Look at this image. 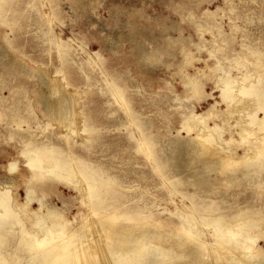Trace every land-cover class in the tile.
I'll return each mask as SVG.
<instances>
[{"label": "rangeland", "instance_id": "374dc122", "mask_svg": "<svg viewBox=\"0 0 264 264\" xmlns=\"http://www.w3.org/2000/svg\"><path fill=\"white\" fill-rule=\"evenodd\" d=\"M0 3L4 7H0V188L9 191L13 204L26 202L25 184H18L20 171L27 176L32 171L24 168L25 157L18 152L28 148L29 139L34 141L30 148L36 142L60 147L65 159L70 155L79 162L74 163L76 168L99 169L106 179L119 181L126 195L139 196V205L150 204L155 217L164 223L178 221L171 212L176 213V204L191 203V199L181 194L169 196L163 179L184 195H195L194 201L221 205L229 215L249 209L240 219H253L254 230L244 233L256 236L254 251L264 252V169L247 176H243L246 168L241 163L229 171L219 164L205 169V157L193 159L184 153L193 144L192 136L216 124L220 125L216 138L236 159H249L246 150L255 148L256 137L264 135L249 124L248 114L255 112L256 99L239 91L259 80L264 90V0ZM91 54L97 56L95 61H89ZM226 74L234 81L237 101L232 103L222 98L221 78ZM46 75L59 80L65 94H74L76 111L83 117L78 125L66 120L71 117V107L60 110L62 118L55 114L59 100L45 82ZM245 75L251 77L247 84L243 83ZM189 79L198 84L196 93L188 89ZM110 81L121 87L124 103L135 119L127 116L122 103L111 94ZM256 115L262 119L264 112L259 110ZM195 116L202 118L188 134L183 123ZM136 128L151 145L161 166L158 172L129 136L137 133ZM53 158L54 154L46 158L47 165ZM14 159L19 168L11 170ZM43 186L37 197L47 205L64 207L71 225L78 227L87 213L80 201L82 183L74 187L65 180H48ZM38 205L35 200L31 207ZM198 229L208 233L212 227L209 230L199 224ZM32 231L37 233L36 228ZM19 232L20 227L15 226L9 236L2 234L11 240L7 248L13 246L12 236Z\"/></svg>", "mask_w": 264, "mask_h": 264}, {"label": "bare ground", "instance_id": "6f19581e", "mask_svg": "<svg viewBox=\"0 0 264 264\" xmlns=\"http://www.w3.org/2000/svg\"><path fill=\"white\" fill-rule=\"evenodd\" d=\"M0 7L4 8L3 4ZM50 15H52L51 12ZM56 41L61 49L60 39ZM96 59L95 54L89 56V61ZM249 78H251L250 75H245L243 83L248 82ZM44 80L50 85L53 95H56L59 100L58 108L54 110L55 114L62 118L60 110L63 107H71V117H67L66 120L71 124L78 125L80 118L83 117H80L76 111L78 101L74 94H65L60 81L55 78L46 75ZM221 82L222 98L230 103L237 101L236 95L233 94L234 81L232 77L226 74L221 78ZM107 83L111 94L117 102L122 103L127 116L134 118L128 104L124 103L121 87L115 82ZM261 85L262 82L259 80L257 83L239 87L242 95L254 97L257 101L255 112L248 114L249 124L255 125L257 128L255 132H264V117L258 119L256 115L259 110L264 112V90ZM187 87L194 93L199 90L198 84L191 79L187 81ZM201 118L199 119L201 120ZM199 119L196 116L187 119L183 123V129L191 134L195 130L194 123L200 121ZM198 126L199 124L197 128ZM219 126L216 124L212 128H201L195 136L190 138L193 144L186 146L184 153L190 154L193 159L199 156L205 157V169L209 166L211 168V165L219 164L224 170L229 171L232 166L241 163L246 168V173L244 172L243 176L264 169V159L263 157H261L263 160L260 159V156L264 155V135L256 137L255 148L246 150L250 156L249 159H236L232 156V151L229 153L223 147L224 142L216 138ZM242 128L244 127L242 126ZM86 130L88 128L84 131ZM243 130L241 131L243 132ZM135 131L137 133L131 132L129 136L135 142L136 149L152 160L153 168L158 172L161 166L155 160V153L151 145L145 137L140 136L139 128H136ZM241 135L243 136V133ZM26 142L28 148L18 152V156L25 157L26 165L23 166L28 171H32V175L27 176L22 169V172L20 171L22 178L20 180L17 178L20 181L18 184H25L26 202L17 201L13 204L11 201L13 196L10 197L9 191L1 189L3 187L0 188V264H21L23 261L25 264H193L194 261L199 264H264V252H256L253 248L256 244V236L250 232L245 234L250 229L254 230L252 228L255 224L254 220L240 219L241 216L250 212L249 209L239 210L234 216L229 215L228 209L222 208L221 205L214 202L194 201L195 195H184L175 185L163 179L162 185L168 191L169 196L181 194L183 198L191 199V203L176 204V213L171 212V216L177 217L178 221L164 223L155 217L150 204L139 205V196L126 195V190L121 187L122 183L114 181L110 177L106 179L99 169L88 171V168L82 165L80 168H76L74 163L79 164V162L70 155L65 159V152L60 147H47L44 143L37 144L36 142L30 148L29 145L34 141L28 139ZM242 143L247 144L243 140ZM50 154H54V158L50 159L51 163L47 165L46 158ZM16 161L17 159L12 160L11 170L19 168V163ZM223 162L224 164H222ZM227 171L226 173L230 174ZM50 175L51 177H48ZM73 175L79 177L78 182L82 183L79 188L82 194L80 201L84 202L87 211L78 227L71 225L72 222L67 219L64 207H58L55 204L47 205L36 195L41 190L43 192L46 187L43 185L48 180H65L74 187H78L77 179L69 180ZM204 178L203 176L202 180ZM34 181L44 183L36 185ZM13 184L17 183L13 182ZM35 200L39 201V205L37 208H32L31 205ZM129 204L132 206L127 207ZM78 214L74 217V221H77L80 212ZM199 224L204 225L205 228L208 226L209 230L210 227L212 229L208 233L202 232L198 229ZM15 226L20 227V232L13 234L15 243L12 247L7 248L6 246L11 240L7 239V235L2 234L6 233L9 236ZM35 228L37 233L32 231ZM233 228H238L241 231L234 232ZM89 232L93 234H88Z\"/></svg>", "mask_w": 264, "mask_h": 264}]
</instances>
